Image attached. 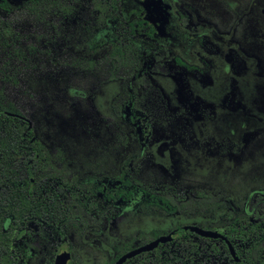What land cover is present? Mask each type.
I'll return each instance as SVG.
<instances>
[{"label": "trees", "instance_id": "16d2710c", "mask_svg": "<svg viewBox=\"0 0 264 264\" xmlns=\"http://www.w3.org/2000/svg\"><path fill=\"white\" fill-rule=\"evenodd\" d=\"M140 1L144 6L125 10L124 0H0L6 17L21 9L38 27L20 32L0 16V264H28L37 237L47 240L43 255L49 264L59 245L69 244L68 232L111 221L131 201L141 214L195 216L223 209L227 216L245 214V198L229 204L223 193L185 190L168 174L165 180H154L145 176L142 165L132 164L130 156L121 160L113 184L103 181L105 171L114 170L116 156L135 137L140 121L179 130L185 124L151 75H171L185 84L187 76L199 78L209 70L206 61L201 68L172 55V49L153 35L155 26L165 24L156 16L163 17L166 6L160 0ZM79 9L85 30L100 29L110 18L114 24L111 41L99 42L83 57L60 48L75 31ZM177 13L178 30L202 31L182 6ZM204 41L200 36L199 44L208 49ZM115 80L122 81V89L111 108L131 126L129 132L94 104V92ZM67 87L76 92L69 95ZM9 89L17 91L21 103L8 97ZM102 122L113 137L109 143L101 142ZM68 151L82 162V174L69 166ZM251 206L253 215L263 217L257 224H264V203ZM258 230L264 231V226ZM177 231L175 240L124 264H213V258L220 257L217 243L208 247L203 237L180 226ZM73 259L70 264H77Z\"/></svg>", "mask_w": 264, "mask_h": 264}, {"label": "rangeland", "instance_id": "374dc122", "mask_svg": "<svg viewBox=\"0 0 264 264\" xmlns=\"http://www.w3.org/2000/svg\"><path fill=\"white\" fill-rule=\"evenodd\" d=\"M180 2L185 4L194 21L204 26L213 52L204 51L195 38L177 36L174 30L166 42L188 62L201 66V59L205 57L213 61V66L207 75L200 79L189 77L186 84L169 76L155 75L170 107L181 114L185 124L182 130L171 126L138 128L136 138L117 156L115 171L107 173L105 183L114 182L120 161L131 156L132 163L142 164L145 176L154 180H165L168 174L180 180L185 190L202 188L211 193L222 192L228 202L244 196L264 199V0H163L169 7L172 22ZM124 3L132 7L138 0H124ZM0 16L9 19L20 32L38 28L21 9L7 17L0 12ZM110 28L108 24L107 29L84 40L76 32L69 41L60 42V48L85 56L94 42L107 41ZM119 82L102 85L94 94V102L101 114L114 118L129 131L131 126L115 118L110 107L111 100L120 91ZM8 92L11 100L21 103L16 90ZM66 92L73 95L76 90L69 87ZM45 128L46 124L42 123V129ZM99 135L102 142L112 139L102 123ZM66 157L69 166L82 173L83 165L77 154L68 151ZM131 209L133 206L125 207L114 222L102 228H88L81 235L73 230L68 233L80 264H108L138 245L139 238H157L179 224H216L224 214L220 211L188 217L136 212L129 219ZM52 242L57 243V239L53 237ZM35 243L39 249L30 251V264H42L47 240L39 238ZM64 245L60 244L59 250Z\"/></svg>", "mask_w": 264, "mask_h": 264}, {"label": "flooded vegetation", "instance_id": "af4514ba", "mask_svg": "<svg viewBox=\"0 0 264 264\" xmlns=\"http://www.w3.org/2000/svg\"><path fill=\"white\" fill-rule=\"evenodd\" d=\"M17 1V0H16ZM161 1V3H163V0H160ZM125 4V3H124ZM165 6H166V14L165 15H163V17H161V15H157L156 17L157 18H159V19H161V20H165V24L163 25V27H157V26H155V28H156V32H154L153 33V35L156 37V38H159L160 39V42H163L164 44H166V45H168L171 49H172V52H173V54L172 55H178V56H180L179 54H177V53H175L174 52V50H173V47L168 43V42H166V39H167V36L170 34V31L171 30H174L175 31V33H176V35L177 36H181V37H183V38H185V39H190V38H195L196 39V41H197V43H198V45L204 50V51H206V52H208V53H212L213 52V45H212V43L210 42V40H209V37L204 33V26L202 25V24H200V23H198V22H196V21H194V19L192 18V16H191V14H190V12L188 11V9L185 7V4L183 3V2H180V3H178L177 4V6H176V19L174 20V22H172V19H171V14H170V10H169V7H168V5L167 4H165V3H163ZM179 5L180 6H182V8L184 9V11H186L187 13H188V15H189V18H190V21H191V23H197V24H200L201 26H202V31L200 32V33H196V32H194V33H190V34H186L185 32H183V31H181V30H178L177 29V27H176V24H177V21H178V18H179V15H178V13H177V11H178V9H179ZM127 5L125 4V10H127V9H129V8H131V7H126ZM135 6V5H134ZM134 6H132V7H134ZM139 6H144V4H143V2L142 1H140V0H138V4L135 6V8H137V7H139ZM17 11V10H16ZM82 10L81 9H79L78 11H77V13H76V15H77V18L75 19V23H74V25H73V27H74V33L72 34V36L76 33V32H78L79 33V35H83L84 37H83V39L82 40H84V39H87V37L88 36H95L99 31H102V30H104V29H107L108 28V24H110L111 25V28H110V31L108 32V34H107V36H106V40L107 41H102V42H109V41H111V39H112V33H113V29H114V27H113V20L110 18V19H107V21H106V25L104 26V27H102V28H100V29H97L95 26H92V27H89V29L88 30H85L84 28H83V24H84V22H83V20H82V17H83V15H82V12H81ZM263 12H264V10H263ZM159 13V12H158ZM143 14H144V12H143ZM159 14H161V12L159 13ZM95 17V13L94 14H92L91 16H90V20H93V18ZM33 23V22H32ZM35 24V23H34ZM36 25V24H35ZM87 24L85 23V26H86ZM93 31H96V32H93ZM200 36H204L205 37V41L204 42H207L208 44H209V47H207L208 49H206V48H204L203 46H201L200 44H199V37ZM81 37V36H80ZM108 37H111L110 39H108ZM82 38V37H81ZM146 38H148V37H146ZM70 40V38L67 40V41H69ZM67 41H63V42H67ZM99 42H94V45H93V47L92 48H94V46L95 45H97ZM92 50V49H91ZM90 50V51H91ZM90 51H89V53H90ZM103 51V50H102ZM102 51H100L99 53H97L95 56H97L98 54H100V53H102ZM89 53L87 54V55H89ZM76 55V54H75ZM87 55H85V56H87ZM78 56V55H77ZM80 57H83V56H80ZM181 57V56H180ZM182 59H184L183 57H181ZM185 60V59H184ZM202 65L200 66V65H198V64H194V63H190V62H188L187 60H185L186 62H188V63H190V64H194V65H197V66H199V67H203L204 65H205V61L206 62H208V64H209V70H208V72L206 73V74H204L203 76H205V75H207L208 73H209V71H210V68L213 66V61L212 60H210V59H208V58H205V57H203L202 59ZM155 75H162V76H169V77H171L172 79H174L176 82H178L173 76H171V75H164V74H161V73H154V74H152L151 76H152V78L156 81V83H157V80H156V78H155ZM203 76H201V77H203ZM189 77H193V78H195V79H200L201 77H199V78H196V77H194V76H187V79H186V82H185V84L187 83V81H188V78ZM115 81H117V80H115ZM118 81H120L119 83L121 84V87H120V91H121V89H122V81L121 80H118ZM108 82H111V81H108ZM108 82H105V83H108ZM104 83V84H105ZM104 84H102V85H104ZM101 85V86H102ZM157 85L159 86V84L157 83ZM100 86V87H101ZM99 87V88H100ZM67 88H69V87H67ZM98 88V89H99ZM159 88L161 89V91H162V93H164V91L162 90V88L159 86ZM97 89V90H98ZM96 90V91H97ZM95 91V92H96ZM120 91L118 92V94L120 93ZM95 92H94V94H95ZM118 94H116V95H118ZM116 95L113 97V99L116 97ZM164 95H165V93H164ZM112 99V100H113ZM112 100H111V102H112ZM167 100H168V98H167ZM94 104H95V102H94ZM170 104V103H169ZM96 106V105H95ZM110 107H111V103H110ZM111 111H112V108H111ZM100 113V112H99ZM112 113H113V111H112ZM101 114V113H100ZM103 115V114H102ZM114 115V114H113ZM104 116V115H103ZM125 116V115H124ZM105 117H107V116H105ZM114 117H115V115H114ZM115 118H117V117H115ZM110 119H113L115 122H116V120L114 119V118H110ZM118 119H122V120H124V118H118ZM125 121V120H124ZM117 123V122H116ZM142 123V124H141ZM102 124H105L104 122H102ZM118 124V123H117ZM128 124V123H127ZM166 126H167V124L166 123H164ZM119 125V124H118ZM129 125V124H128ZM120 126V125H119ZM141 126L143 127H145V126H148V127H150V128H155V127H153V126H151L149 123H147L146 121H140V124L139 125H137L136 126V135H135V137L133 138V139H130L129 140V142L130 141H132V140H134L135 138H136V136H137V133H138V128H141ZM166 126H163V127H166ZM121 127V126H120ZM122 128V127H121ZM108 129V128H107ZM123 129V128H122ZM124 130V129H123ZM126 131V130H125ZM129 131H131V129L129 130ZM129 131H126V132H129ZM110 132V131H109ZM111 134V133H110ZM100 136V135H99ZM112 136V135H111ZM112 139H113V137H112ZM111 139V140H112ZM110 140V141H111ZM109 141V142H110ZM45 142L47 143V140H45ZM102 142V141H101ZM109 142H102V143H109ZM129 142H128V144H129ZM127 144V145H128ZM127 147V146H126ZM126 149V148H125ZM125 149L121 152V153H123L124 151H125ZM121 153H119V154H121ZM118 154V155H119ZM145 155H146V153H144ZM65 155H66V153H65ZM93 156V159H94V153H92V154H90L89 155V157L90 156ZM117 155V156H118ZM144 155V156H145ZM117 156H116V159H117ZM126 157H128V156H126ZM126 157H124V158H126ZM131 157V156H130ZM123 158V159H124ZM132 158V157H131ZM92 160V159H91ZM117 161V160H116ZM121 162V161H120ZM131 163H132V160H131ZM133 164V163H132ZM137 164H140V163H137ZM137 164H134V165H137ZM119 165H120V163H119ZM119 165H118V172H119ZM140 165H142V164H140ZM143 167V166H142ZM115 168H116V165H115ZM115 168H114V170H106L105 172H106V178L108 177V175H107V173H109V172H112V171H115ZM144 169V168H143ZM83 170V169H82ZM118 172L116 173V174H118ZM83 173V172H82ZM82 173H78V174H82ZM115 174V175H116ZM115 175H114V182H115ZM106 178L105 179H103V181L105 182V180H106ZM113 182V183H114ZM112 183V184H113ZM108 185H111V184H108ZM207 192V191H206ZM208 193H211V192H208ZM218 193H222V192H218ZM212 194H216V193H212ZM224 194V193H223ZM224 196H225V198H226V195L224 194ZM240 198H245V203L243 204V207H242V210H243V212L245 213V214H243V215H240V216H237V217H232V216H227V215H225V212H226V209H223L222 211L224 212V214H222V216H221V218H220V220L216 223V224H212V225H208V226H203V225H197V224H179V225H176L175 227H173L169 232H171V231H173L174 233H175V237L173 238V240H175L176 239V237H177V235H178V231H177V227H181L183 230H189L190 232H192V233H194V234H196V235H198V236H200V237H203L204 238V242L208 245V247L212 244V243H217L218 245H219V247H220V249L222 250V252L220 253V257L219 258H213V261L215 260V259H217L213 264H264V231H260V230H258V227H261V226H264V224H262V225H259V224H257V219H261V218H263V217H261V216H255V215H253V211H254V208H252V206H251V204H256V203H258V204H262V203H264V199L263 198H260V197H254V198H250V197H246V196H244V197H240ZM240 198H238L237 200H239ZM226 200H227V198H226ZM237 200H235V201H237ZM235 201H230V202H228V200H227V202L229 203V204H233V202H235ZM134 203V201H131V204L130 205H127V206H125V207H128V206H133V209H131V210H129V216H128V218L129 219H131V217L132 216H134V214L137 212V213H139V211L137 210V209H135V205L133 204ZM124 207V208H125ZM124 208L121 210V212H120V214H122V212L124 211ZM217 212H220V211H217ZM212 213H216V212H212ZM212 213H206V214H203V215H207V214H212ZM119 214V215H120ZM140 215H147V214H153V212H149V213H145V214H141V213H139ZM157 214V213H156ZM170 214H177V213H170ZM170 214H168V215H170ZM118 215V216H119ZM178 215H182V214H178ZM117 216V217H118ZM163 216H167V215H163ZM183 216H185V215H183ZM195 216H200V215H195ZM116 217V218H117ZM188 217H191V216H188ZM116 218H114L113 220H111V221H106V222H103L102 224H100V225H93V226H91V227H88V228H93V227H97V228H102V227H104L105 225H107V224H110V223H112V222H114L115 221V219ZM228 220H230V222H228ZM185 225H196V226H199V227H201V228H203V229H207V230H212V231H216L217 233H219L221 236H219V237H211V236H203V235H200V234H198V233H196V232H194V231H191L190 229H184V226ZM218 225V228H214L215 226H217ZM88 228H85V229H83V230H81V231H75V230H73L74 232H76L77 233V235H81L82 233H83V231H85L86 229H88ZM168 232V233H169ZM69 233V232H68ZM168 233H166V234H168ZM161 235H165V234H160L157 238H159ZM39 238H44V237H37L36 238V240H39ZM67 238H68V235H67ZM157 238H154V239H157ZM154 239H150V240H147V239H145V237H142V238H139V243H138V245H136V246H134V247H132L131 249H133V248H136V247H138V246H140V245H143V244H145V243H147V242H149V241H151V240H154ZM35 240V241H36ZM69 240V239H68ZM173 240H171V241H173ZM167 242H170V241H167ZM164 243H166V242H164ZM36 244V243H35ZM64 244V243H63ZM159 244H161V243H159ZM158 244V245H159ZM157 245V246H158ZM232 247V249H233V251H234V253L232 254V252H231V250H230V246ZM156 246V247H157ZM68 247H71V250L68 248ZM155 247V248H156ZM46 248V247H45ZM155 248H153V249H155ZM39 248L37 247V249L36 250H38ZM131 249H129V250H131ZM153 249H151V250H148V251H143V252H149V251H152ZM36 250H29V252L31 251V252H35ZM63 250H65V251H67V252H69V258H68V260H67V263L66 264H70V262L72 261V260H74L73 258L74 257H76L77 259H78V257L74 254V252H73V248H72V245H71V243H70V241H69V244H67V243H65V245H64V247L63 248H61L60 250H58L57 251V253L54 255V257L52 258V259H50L51 261H50V263L49 264H53L54 263V259H55V257H56V255L57 254H59L61 251H63ZM129 250H127V251H129ZM127 251H125V252H127ZM30 252V253H31ZM125 252H123V253H125ZM143 252H140V253H143ZM123 253H121L119 256H121ZM139 253V254H140ZM138 255V254H137ZM137 255H135V256H137ZM31 256H32V254H31ZM31 256H30V258H29V261H28V264H30V260H31ZM119 256H117L114 260H112V261H110L108 264H113L118 258H119ZM135 256H133V257H135ZM133 257H131V258H133ZM43 258H44V260H43V262H42V264H47L46 263V258H45V256L43 255ZM130 259V258H129ZM128 260V259H127ZM78 261V263L77 264H80V261H79V259L77 260ZM126 262V261H125ZM125 262H123L122 264H124Z\"/></svg>", "mask_w": 264, "mask_h": 264}, {"label": "water", "instance_id": "95a60500", "mask_svg": "<svg viewBox=\"0 0 264 264\" xmlns=\"http://www.w3.org/2000/svg\"><path fill=\"white\" fill-rule=\"evenodd\" d=\"M184 229H190L191 231H194V232H196L200 235H203V236H211V237L221 236L216 231L203 229V228L196 226V225H185ZM174 237H175V233L173 231L169 232L168 234L161 235L157 239L151 240V241H149L143 245H140L136 248H133V249L123 253L121 256H119V258L113 264H122L127 259L139 254L140 252L151 250V249L155 248L159 243L171 241V240H173ZM230 250L233 254L234 251H233L231 246H230ZM68 258H69V252L63 250L59 254L56 255L53 264H66Z\"/></svg>", "mask_w": 264, "mask_h": 264}]
</instances>
